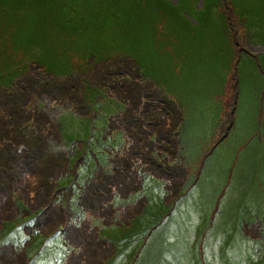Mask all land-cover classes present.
I'll return each mask as SVG.
<instances>
[{"label":"rangeland","instance_id":"374dc122","mask_svg":"<svg viewBox=\"0 0 264 264\" xmlns=\"http://www.w3.org/2000/svg\"><path fill=\"white\" fill-rule=\"evenodd\" d=\"M140 2L0 0V83L10 86L0 87V231L4 222L41 210L26 233L50 235L60 230L69 247L67 257L59 251L52 254L57 244L49 240L30 257L24 252L30 240L23 239L17 246L0 245V264H106L116 250L102 226L128 225L141 213L146 202L141 194L143 173L163 179L170 203L186 189L187 181H195L198 165L199 176H205L191 184L195 188L189 187L173 208L193 220L188 226L191 235L182 233V244L174 235L175 258L184 264H249L245 236L264 254L260 225L244 227L251 217H244V202L264 209L262 104L261 121L257 119L264 52L244 51L250 44L264 46V0H160L150 7L143 2V17L133 23ZM223 15L228 19H221ZM116 55L137 60L160 90L182 103L187 158L180 154L181 145L174 146V121L167 120L174 124L170 145L163 139L167 131L163 138L150 140L136 131L130 118L112 115L107 136L117 138L121 132L120 140L115 139L121 143L108 142L99 149L106 153L105 162L89 182L74 185V194L70 187L62 191L56 181L68 173L74 176L76 170L70 165L73 152L64 146L57 116L64 108L87 116L82 104L85 82L107 96L122 95L125 89L115 90L113 85L124 75L118 77L106 66L109 63H103ZM147 92L143 84L129 91L138 98ZM124 96L118 100H126ZM236 96L237 117L229 131ZM97 99L104 103L102 111L108 110L110 101L101 94ZM74 115L69 114L65 132L82 135L81 124L71 121ZM247 120L259 124L251 137L244 133ZM226 132L230 139L213 148L212 138L216 142ZM211 149L216 153L201 173ZM248 153L253 162L244 166ZM71 197L76 208L70 205ZM157 232L149 250L142 251L149 264H160L164 257L162 247H156L164 243ZM184 243L185 250L178 251Z\"/></svg>","mask_w":264,"mask_h":264},{"label":"trees","instance_id":"16d2710c","mask_svg":"<svg viewBox=\"0 0 264 264\" xmlns=\"http://www.w3.org/2000/svg\"><path fill=\"white\" fill-rule=\"evenodd\" d=\"M141 1L142 2L138 3L141 4V6L137 5L135 8L136 12L133 14V23L136 19L143 17V2L145 5H147V7H150L152 2L160 0ZM168 3V6H174L172 4L173 2L171 3L170 1H168ZM121 5L127 8V5L125 3L121 2ZM121 5L119 6V8L121 7ZM220 18L226 20V15H223ZM103 63H109L110 65L106 66L114 68V70L110 71H112L115 75L117 74L118 77L124 75V77L119 78V83L123 81L120 83V86L118 87V82H115L116 84L113 85V89L116 90L119 88L122 91L123 89H125L122 92V95L124 93L127 96L123 97L127 101L123 100L121 102L120 100H118L119 97H122L121 93V96L118 97L117 95H114L117 94L116 92L112 94V96H107L105 93L102 92L101 89L100 91L97 90L98 88L95 85L87 86V83L85 82V88L82 92V104L87 109V116L77 114L71 111L70 108H64L61 113L58 114L57 121L59 124L62 141L64 143L65 148L73 152L72 155L69 157L70 165L72 167H75L76 170L74 176L71 174L69 175L68 173L64 177L58 178L56 183L58 189H61L62 191L70 187L74 194V185H76L77 187H82L85 185V183L89 182L90 178L98 169V165L103 164L105 162L106 153L99 149H102L103 146H105V144H107L108 142L109 144L113 143L114 145H117L116 143L119 142L115 141V139L120 140L119 138L122 135L121 132H118L117 138L114 137L111 139L109 136H107V131L109 130V128H111L109 127V117L112 115H121L124 116V118H130L129 120L132 126L134 125L138 128V130L136 129V131L142 132L141 135L143 136H149L150 140L152 138H163L165 131H167V136L163 139H165L170 145H173V139L172 136H170L169 130L173 129L172 127L174 124H170L169 122L174 121L176 125L174 126V128H177V143H175L174 146H176L177 144L181 145L182 151L180 152V154L181 156L187 158L185 153V144L183 142V137L185 133L184 128H186L184 126L186 125V117L184 114L182 103L177 101L171 95H167L162 90H160L156 85L155 81L151 79L148 74L145 73L143 67L137 62V60L132 59L128 56L116 55L112 58H107L105 61H103ZM24 71H22L21 73L19 72L18 75L12 80V82L9 83V85L14 84L15 80H17L21 75L24 74ZM136 84H143L144 89L148 91L145 95L140 98H138V95H133L131 97L129 93L132 87H135ZM0 87L4 89L7 88L9 90L10 86L0 83ZM13 88H11L10 91ZM61 90H64L66 92L68 91L66 88H61L60 91ZM257 90H259L261 93V95L258 96V100L262 99V102L258 103L257 105V119L261 121V118L259 116L261 111L258 106L261 104L264 106V84ZM100 94L103 96V100L110 101L108 110H105L107 112L102 111L105 107L104 103H102L103 101L97 99V95ZM49 97L51 98V96ZM54 98L56 99L57 97ZM237 102L238 97L236 96L235 108L232 109L233 113L231 112L233 118L230 121L231 123L229 131L232 128L233 121L237 117ZM223 109L224 106L221 107L220 111L222 112ZM92 110L95 112V116L90 117L89 115ZM70 113L75 114L73 116L74 119H72L71 121L79 122L84 128V130H82V127L80 128V133H82V135H68L65 132L66 121L69 120ZM244 113L246 114L245 111ZM167 120L170 121L168 122ZM115 122L116 121H114V123ZM256 125H259L258 121L249 122L247 120L244 122V131L246 130L244 133L247 134V137H251L250 132L257 129ZM218 126H220V121L216 123L215 135ZM178 131H180V133H178ZM228 134L229 132H226V134L216 140V142L215 139L212 138L211 145L213 144V148H215L217 144H222L228 139H230L231 135L229 136ZM116 147L118 146H114V148ZM215 153L216 151H213V149L210 150L204 160V168L201 173L205 169L206 161ZM245 153L246 152H244V154ZM247 162H253L250 153H248L247 158L246 156H244V166ZM168 165L172 166V163H169ZM197 168L198 176L196 177V179L194 178L195 181H187L184 186V188L186 189L183 190L181 195L174 202L170 203H167L165 200L166 192L164 190V187L166 183H163V179H160L155 175H148L146 173H143V190L141 191V194L142 196H146V202L141 213L135 216L128 225L123 223H115L102 226V233H106L107 237L112 239L116 250L113 256L108 259L106 264H149V257H145L143 253L149 250L150 246L153 243L154 236L158 235L157 231H159V235H161L160 237L164 239L163 245H161V242L156 244L157 248L160 249L162 247L163 251L165 252L164 257L162 258V263L160 264H184L178 258H175L173 252L176 251L177 248L174 242L175 240L173 239L174 235H176V238L180 239L182 244V233L184 231V234H188V237L191 235L188 226L192 224L193 220H190V218L192 217L191 215H185L181 211L177 212L173 208L179 204L181 197L185 193L195 188L194 186L200 182L203 175L205 176V174L202 173L200 177V166L198 165ZM66 176L67 178H65ZM197 179L199 180L197 181ZM191 184H193L194 186ZM189 187L191 188L190 190L188 189ZM262 192H264V189H262ZM66 193L67 192H63L62 194L65 195ZM69 201L70 205L73 208H76L75 199H72L71 197ZM262 210L264 209H262L260 206L256 207L251 204L247 205L244 202V217L246 216L248 218V216H251L250 218L244 221V227H248L258 223L260 225L261 235L262 237H264V217L261 216ZM40 214L41 210H36L32 214H29L27 217L22 216L16 218V220L4 222L2 230L0 231V245L11 244L13 246H17L23 242V239L30 240V244L27 248L24 249V252L27 253L30 257H33V255L38 254V251L42 249L41 244L49 240H54L57 245L54 247V252L52 254L57 251L65 254L69 247L66 245L64 235L60 232V230L53 232L50 235H45L44 233L37 232L32 236H29L26 233V226L33 225L36 217H38ZM177 215H179L181 219H176L175 217ZM240 226H242L243 228V225ZM155 229H157L156 232ZM4 234L6 236H4L3 238ZM145 237L146 240L143 244V239ZM245 239L247 240L248 244V254H250L251 263L249 264H264V261L262 262V260L260 263H258L259 259L264 258V254H260L263 253L261 252L260 246H257L253 240H251L250 238H246V236ZM181 244L178 247V251L182 249L185 250L186 248V243L182 245L183 248L181 247ZM171 256L174 260H169ZM65 257H67V253L65 254ZM186 257L187 256H185L184 259H186ZM179 258L182 259L181 256Z\"/></svg>","mask_w":264,"mask_h":264}]
</instances>
